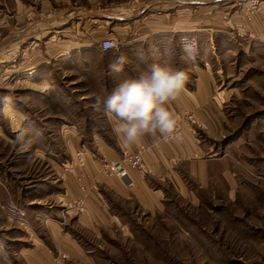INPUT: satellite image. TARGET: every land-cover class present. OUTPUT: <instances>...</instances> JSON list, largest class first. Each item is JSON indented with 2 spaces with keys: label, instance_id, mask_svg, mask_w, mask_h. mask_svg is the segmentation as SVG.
<instances>
[{
  "label": "rangeland",
  "instance_id": "rangeland-1",
  "mask_svg": "<svg viewBox=\"0 0 264 264\" xmlns=\"http://www.w3.org/2000/svg\"><path fill=\"white\" fill-rule=\"evenodd\" d=\"M27 1L40 8L42 0ZM43 1L49 6L51 57L63 46V43L58 45V40H73L83 32L90 38L88 46L79 50L78 45L66 42L65 47L89 56L83 61H71L65 71L56 61L44 65V75H49L46 92L34 82L15 83L19 74L12 78L0 76V98L7 97L17 111L11 114L10 108L0 103V257L6 258H0V264H9L7 260L16 264L10 254L15 252L17 259L18 253L7 248L6 256H3L1 249L14 245L24 247L27 242L25 220L37 213L43 202L55 210L63 209L56 198L46 194L49 185H44L46 189L36 187L44 180L57 188L62 178L54 166L70 161L75 149H83L79 142L73 145L65 131L67 126H62L59 121L73 119L81 111L94 119L100 118L103 111L96 112L92 108L95 97L105 96L102 88L105 84H115L113 79L120 82L126 78L112 79V75L107 74L112 60L97 55L105 53L98 41L105 36L118 41L128 38L134 26L131 27L125 18L135 13L144 16L146 7L155 0ZM223 1L229 8L237 2ZM4 3L11 8V0H0V4ZM106 6L109 8L104 11ZM90 8H99L102 14L114 16V23L108 27L92 25L88 28L82 24L72 28V20H79L74 15L70 17V13H81ZM86 16L81 17L83 22ZM222 18L211 20L216 21V25H210L213 30L159 32L147 43L132 46V49L119 45L110 51L114 60V56L124 54L129 59L126 66L134 72L138 67L146 68L159 62L185 71L192 67H210L217 86L215 95L218 90L227 91L226 95L223 93L224 97L219 92L226 99L225 137L220 142H235L236 149L232 151L252 172L243 174V187L236 194H229L216 180L208 181L206 185L197 182L187 173L183 163L178 164L176 169L187 189H176L165 183L161 209L144 211L128 206L129 218L122 231L109 224L102 227L98 235H89H96L92 237L98 256L96 264H264V42H256L258 40L245 35L236 36L235 42L229 40L225 32L229 28L220 25L229 17ZM65 19L66 24L61 30H66L58 33L56 24ZM1 25L8 26L9 22L3 20ZM139 54L146 57H139ZM155 54L161 61H156ZM15 55L16 60L21 52ZM9 57L13 58L14 54ZM3 64V68H9V64ZM83 69L86 70L83 72ZM188 77L186 84L190 86L191 73ZM84 97L87 98L82 99ZM187 126L191 127L190 121ZM79 127L86 132L90 126ZM21 128L32 138L30 147L24 150L15 140ZM177 128L181 130L180 125ZM201 135L199 133L197 137ZM42 151L47 153L48 159L43 157ZM33 199L40 204H28ZM58 252L61 251L53 258ZM68 260L66 263L71 264Z\"/></svg>",
  "mask_w": 264,
  "mask_h": 264
},
{
  "label": "crops",
  "instance_id": "crops-1",
  "mask_svg": "<svg viewBox=\"0 0 264 264\" xmlns=\"http://www.w3.org/2000/svg\"><path fill=\"white\" fill-rule=\"evenodd\" d=\"M219 1L221 2L218 3ZM240 3L242 5L244 2L237 0L229 8L223 0H155L154 4L146 7L148 10L144 16L135 13L125 18L131 27L134 26V30L129 31V37L120 40L119 45L132 49V46L147 43L154 34L159 32L189 33L195 30H213L210 25H216V21L212 22L211 20L215 17L221 20L222 13L224 14L223 20L225 17H229V19L226 23H219L224 25L223 27L229 28V31L225 32L229 35V40L233 39L235 42L236 36L243 37L245 35L249 37L244 32L246 26H244L242 18L237 15L236 10ZM10 6L11 8L6 3L0 4V76L12 78L19 74L15 83L28 84V82H34L42 92H46L49 75L48 73L44 75V65L50 64L51 60L56 61L58 67L65 71L67 64H70L71 61H83L89 56L78 51H72V49L66 50L65 47L66 42L68 45L71 43L78 45L79 50L88 46L90 38L86 37L83 32L77 37L74 36V39L72 36L71 39L73 40L66 38L58 40V45L63 43V46H60V51L51 57V23L49 15H47L49 6L43 0L40 8L27 0H11ZM108 8L106 6L104 11H107ZM108 14H102L99 8H90L81 13L72 11L70 17L74 15V18L79 21L73 19L71 27L82 24H84L83 27L88 25V28H92V25L108 27L114 23V16ZM81 15H87L86 21L83 22ZM3 20L8 21L9 25L2 26ZM66 20H59L56 24L58 33L66 30H61L65 26ZM251 28L254 35L249 38L258 40L256 42H264V8L256 16ZM92 32L90 33L92 34ZM111 51L97 55L103 59L110 57V60L114 61ZM18 52H21V55L16 60L9 57V55ZM138 56L146 57L141 54ZM114 57L116 58L117 55ZM155 57L156 61H161L158 54ZM3 63L9 64V68H3L5 67ZM85 70L83 69V72ZM106 72L108 75L111 74L113 79L117 76L131 77L134 71L125 65L123 72L119 74L111 73L109 67ZM186 72L192 75L190 86L186 84L185 91L171 103L172 111L180 118L178 121L182 133L180 138L167 141L163 138L146 136L136 145L125 146L112 132V123L106 114L100 118L97 117V120L81 111L73 119L59 121L62 126H67L65 131L70 135L69 139L73 145L74 142H79L85 151L86 172L88 174L85 184L88 187V196L84 203V214L77 218L70 212L55 210L48 204L45 206L46 202H43L38 207L37 213L32 214V216L26 215L30 218L25 220L27 242L24 247L3 246L1 249L4 253L3 256H6L5 250L9 248V250L18 253L17 259L15 252L10 254V258L13 257L16 264H51L53 255L57 251H61L68 254V261L71 264H96L98 256L92 243V237L96 235L92 237L89 235L92 233L98 235L99 230L109 224H113L115 228L122 231L129 218L126 208L128 206H136L144 211L161 209L166 192L165 183H169L176 189H187L183 186L176 169L177 165L181 163L184 164L187 173L191 174L199 183L205 182L206 185L208 181L216 180L223 188H227L229 194H236L243 187L241 184L243 174L252 171L248 170L246 165H243V162L232 151L236 149L235 142H220L221 138L225 137L224 107L226 99L223 97L227 91L221 89L215 95L217 86L210 67L203 66L202 69L192 67ZM44 82H46L45 85ZM113 82L116 85L119 83L115 79ZM115 84H105V88H102L105 96L114 89ZM219 92L221 95L224 93L223 97L219 95ZM85 98L87 97L82 99ZM6 106L10 108L11 114L17 113L11 105ZM190 118L192 121L206 126L207 129L201 132V136H193L190 133L187 126ZM82 125L90 126L87 129L88 132L79 127ZM141 144L147 148L143 153V158L148 166V173L145 175L133 173L134 185L132 187L126 188L119 179L107 178L100 173L99 157L104 156L110 160H117L121 156L122 148L134 149ZM43 154L45 155L43 157L48 159L47 153L43 152ZM74 154L70 156V159H73ZM54 169L60 172L61 167L55 165ZM44 185L50 187L46 194L51 198H56L60 203L64 199L75 198L79 193L78 186L71 175L60 180L57 188L44 180L36 187L43 186V189H46ZM35 201L38 200H29L28 204H40V202ZM16 242H20V240L16 239ZM7 262L14 264L10 260Z\"/></svg>",
  "mask_w": 264,
  "mask_h": 264
},
{
  "label": "clouds",
  "instance_id": "clouds-1",
  "mask_svg": "<svg viewBox=\"0 0 264 264\" xmlns=\"http://www.w3.org/2000/svg\"><path fill=\"white\" fill-rule=\"evenodd\" d=\"M113 44H105L107 51ZM128 58L120 54L109 64L111 73L123 72ZM188 73L168 64L153 63L146 68L138 67L131 77L121 80L104 97L96 96L92 108L103 111L112 123V132L125 146L140 143L146 136L169 139L175 136L179 116L172 111L171 103L182 92L188 81ZM0 103L10 105L7 97ZM16 143L24 150L30 147L32 138L21 128Z\"/></svg>",
  "mask_w": 264,
  "mask_h": 264
},
{
  "label": "built area",
  "instance_id": "built-area-1",
  "mask_svg": "<svg viewBox=\"0 0 264 264\" xmlns=\"http://www.w3.org/2000/svg\"><path fill=\"white\" fill-rule=\"evenodd\" d=\"M244 3L238 5L237 15L242 18L246 30L244 31L249 37L253 36V30L251 27L254 25V18L264 8V0H242ZM244 30V27H243ZM105 44H113L115 47H110L107 51L116 49L120 42L109 37L102 38L98 41V46L103 52ZM16 55L14 54V57ZM191 117V116H190ZM191 127L189 128L192 135L197 136L199 133L206 130V126L194 122L190 118ZM196 125L195 127H193ZM182 135L181 130L177 128L174 137L165 139H177ZM147 150L144 145H138L134 149L122 148L121 156L117 160H110L104 156L98 158L100 173L104 174L109 178L119 179L126 188H130L134 185L133 173L137 172L141 175H145L148 172V166L144 161L143 153ZM60 169V177L62 179L71 175L74 178L78 186V195L73 199H64L61 203V211L70 212L75 216L79 217L84 214L85 208L84 203L88 196V187L85 181L88 177L86 172V159L83 149H79L75 152L73 159L65 161ZM68 255L64 252H58L53 260L52 264H67Z\"/></svg>",
  "mask_w": 264,
  "mask_h": 264
}]
</instances>
